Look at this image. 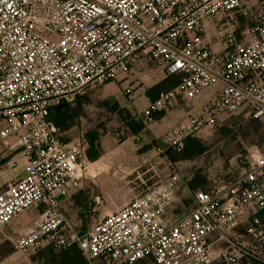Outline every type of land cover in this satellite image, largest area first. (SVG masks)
<instances>
[{
  "label": "built area",
  "instance_id": "obj_1",
  "mask_svg": "<svg viewBox=\"0 0 264 264\" xmlns=\"http://www.w3.org/2000/svg\"><path fill=\"white\" fill-rule=\"evenodd\" d=\"M235 13L248 15L242 0H0V176L21 160L26 173L0 182V234L22 212L39 214L13 240L17 251L76 247L84 264H212V240H227L242 225L245 237L222 257L228 264L264 263V155L253 154L238 174L193 192L186 212L169 215L174 174L79 232L63 201L68 185L79 188L88 172L87 143L82 134L62 141L48 121L54 107L126 74L143 56L166 75H182L140 113L147 124L150 113L216 89L178 121L167 148L179 152L187 138L236 114L264 118V9L240 38ZM208 19L222 57L204 40ZM123 92L129 102L137 97L131 84ZM127 137L115 132L116 142Z\"/></svg>",
  "mask_w": 264,
  "mask_h": 264
},
{
  "label": "rangeland",
  "instance_id": "obj_2",
  "mask_svg": "<svg viewBox=\"0 0 264 264\" xmlns=\"http://www.w3.org/2000/svg\"><path fill=\"white\" fill-rule=\"evenodd\" d=\"M242 4L248 10V15L246 17L239 13L233 15L237 34L245 27L253 26L256 14L260 9H264V0H242ZM104 85L91 86L85 89L83 94L75 95L71 102H62L70 109H74L76 114L73 120V128L70 133L62 135L63 139L71 137L70 134H89L97 129L101 132L110 131L114 136V133L119 130L120 114L111 111L103 103L101 90ZM208 91L212 92L209 96L212 97L216 89L211 88L204 91L192 101L203 98V95ZM192 101H176L173 106L162 110L164 112L162 118L156 120L157 122L153 120L147 125L153 123V126L162 128L167 121L175 123L180 117L191 111V107L186 104ZM112 104L113 101L110 102V107L113 106ZM180 107L183 109H179ZM77 111H79V115H77ZM192 137L202 145L204 148L203 153L191 159L176 162H171L165 156L166 151L170 150V148H167L166 138H158L147 149L139 148L141 143L133 140V150L138 148L136 152L137 168L133 170V175L127 178L130 180V184L133 185V193H135L133 198L145 194L176 174L179 178L175 181L178 189L174 192V201L168 208L169 215L186 212L190 208L193 191L208 189L209 185L225 180L231 174L230 172L238 174L248 164L253 154L260 153L264 155V118L254 121L241 114H236L214 128L203 129ZM116 143L118 144V142ZM171 152L173 156L178 157L177 153ZM24 166V161H19L15 168L0 176V182L15 176L24 177L26 174ZM95 171L97 172L96 164L88 165V174L82 177L80 185V190H83L82 193L72 195L63 208L73 228L79 232L84 230V223L91 225L110 214V212L103 211V209L98 211V205L94 201L99 196L97 187L93 183L96 176ZM192 179L197 182L192 183L195 185L194 188H190ZM181 181L186 183L185 189L182 188ZM123 186L124 189H126V186L128 187V185ZM38 216L37 211L28 209L12 220L3 230V233L0 234V264H58L62 261L61 258L65 255L66 249H59L53 245L34 253L20 252L14 248L13 240L28 232L34 226V221ZM243 235L241 229H236L227 235V240L220 236L215 237L212 240L214 255L212 264H228L222 257V252L227 250L230 244L243 239ZM239 264L264 263L241 258Z\"/></svg>",
  "mask_w": 264,
  "mask_h": 264
},
{
  "label": "crops",
  "instance_id": "obj_3",
  "mask_svg": "<svg viewBox=\"0 0 264 264\" xmlns=\"http://www.w3.org/2000/svg\"><path fill=\"white\" fill-rule=\"evenodd\" d=\"M204 25L205 42L217 56L222 57V45L217 36L213 20H206ZM117 77V80L114 79L105 84L104 87H102L101 93L105 98L114 101L120 109L126 110L132 117H138L151 103L149 97L146 96V92L156 84L163 82L166 79V74L162 65L151 60L148 56H143L137 63L130 66L126 74H118ZM129 84L135 88L137 93V97L132 102L127 101L123 92V88ZM210 94H212V92L208 91L203 95V98L201 97L197 101L186 104L188 107H191L189 113L197 111L199 107L210 98ZM179 109L183 108L180 107ZM182 117L175 123L167 121V124L164 123L162 128L153 126V123L146 125L136 134L139 137V143H141L139 148L142 147L143 149L150 144L153 145L152 143L158 138H167L168 134L172 132ZM154 122L157 121L154 120ZM71 129L62 132V135L70 133ZM120 130L123 131L119 128V131ZM80 134L83 135V133L70 134L69 136L71 137L66 139V141ZM125 134L128 135V137L125 138L123 142H118L117 144L115 133L113 136L110 131L101 132L98 130L96 142L100 150L99 157L94 161H90L87 158L89 165L96 164L97 168V172L95 171L96 176H93L95 178L93 183L99 192V196L94 200L98 205V211L99 209H103V211L111 213L130 201L135 194L133 193V185L130 184V180L127 178L133 175V170L137 168L136 152L138 148L133 150V137H131L133 134ZM61 138L63 139L62 136ZM87 174L88 172L85 176H87ZM123 185H128V187L126 186V189H124ZM82 191L80 187L75 188L68 185V196L63 201V208L66 201L69 200L72 195H80ZM89 226L90 224L88 223L83 224L84 228Z\"/></svg>",
  "mask_w": 264,
  "mask_h": 264
},
{
  "label": "trees",
  "instance_id": "obj_4",
  "mask_svg": "<svg viewBox=\"0 0 264 264\" xmlns=\"http://www.w3.org/2000/svg\"><path fill=\"white\" fill-rule=\"evenodd\" d=\"M242 30L238 31V34L236 33L238 38L241 36ZM181 78H182L181 74L166 75V79L163 82L156 84L146 92V96L149 97L151 102H153L160 91H165L174 87L181 81ZM102 99L104 100L103 103H105V107H107L111 111H115L120 114V122H119L120 128L125 133L136 135L147 125L146 117L144 114H140L138 117L135 116L132 117L126 110L120 109L114 101L112 104L113 106L110 107V102L112 100L105 98L103 94H102ZM78 112L79 111H77V115H79ZM163 114L164 112L160 110L157 112L150 113V116L152 117V120H158L163 116ZM240 114L245 116L244 113H240ZM75 116L76 114L74 109H70L66 104L61 103L50 111L48 116V121L52 123L54 126H56L60 130V132H65L73 128V124H74L73 120ZM247 118L254 121L259 120V119H252L250 117ZM97 131L98 129L89 134L86 133L83 134V137L87 143L86 155L90 161L96 160L99 157V153H100L99 146L96 142ZM61 140L66 141V139H62V138ZM147 148H149V146H146L143 149H147ZM171 151L177 153L178 157L173 156ZM203 151L204 148L202 147V145L193 137H189L185 140L184 148L181 151L178 152L176 150L170 149L166 151L165 156H167V158H169L171 162H176L178 160H186V159H191L195 156H199L200 154L203 153ZM232 174H229L226 179H228L229 176H232ZM195 182L196 180L192 179L190 188L195 187V185H193ZM259 218L261 219L262 222H264V211H262L259 214ZM236 229L237 230L241 229L244 234L243 236L245 237V229L242 225H239L238 227L235 228V230ZM64 253L65 255L63 256V258H61L62 261L59 262L58 264H84V259L80 251L76 247L66 249ZM139 264H153V263L150 260H147V261H142Z\"/></svg>",
  "mask_w": 264,
  "mask_h": 264
}]
</instances>
